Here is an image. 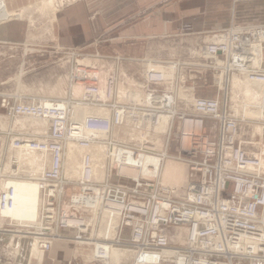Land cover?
Listing matches in <instances>:
<instances>
[{"label":"built area","instance_id":"built-area-1","mask_svg":"<svg viewBox=\"0 0 264 264\" xmlns=\"http://www.w3.org/2000/svg\"><path fill=\"white\" fill-rule=\"evenodd\" d=\"M262 43L264 26H232L177 56L95 55L92 63L72 52L67 99L0 94V264L18 262L19 242L42 255L73 244L89 252L84 264H113V249L130 252L129 264H264L263 162L241 132L254 121L250 110L264 124V71L255 61ZM224 72L222 102L190 86L208 88L213 79L219 87ZM77 109L89 113L77 119ZM123 129L144 136L117 138ZM21 149L40 158L38 172L21 170L11 153ZM169 161L186 167L183 187L163 182ZM23 181L35 182L38 205L32 221L19 222L2 214L15 206L14 182Z\"/></svg>","mask_w":264,"mask_h":264},{"label":"crops","instance_id":"crops-1","mask_svg":"<svg viewBox=\"0 0 264 264\" xmlns=\"http://www.w3.org/2000/svg\"><path fill=\"white\" fill-rule=\"evenodd\" d=\"M45 1L0 0L2 12L21 15L0 21V44L27 42L34 31L53 36L54 44L86 46L85 50L103 56L140 58L146 41L160 35L222 29L228 25L230 17L238 25H264V0H234L228 16H222L221 2L224 0H182L159 6H154L159 0H149L154 4L144 14H141V0H65L67 5H59L54 10L45 29L32 31L30 19L36 16L42 18L43 12H50L40 9ZM132 3L135 13L126 21V16L132 13L129 10L132 6L127 4ZM94 11L96 16L99 15L95 21L90 20L88 14ZM19 243L21 255L15 264H38L34 257L28 255L25 243ZM68 246L74 249L70 243H55L52 251L44 255L49 261L45 260L42 264H79L73 260L79 252L68 250Z\"/></svg>","mask_w":264,"mask_h":264},{"label":"rangeland","instance_id":"rangeland-1","mask_svg":"<svg viewBox=\"0 0 264 264\" xmlns=\"http://www.w3.org/2000/svg\"><path fill=\"white\" fill-rule=\"evenodd\" d=\"M70 1H74V0H69V2ZM180 1L182 0H159V2L156 3L154 6L156 5L159 6L160 4H165L166 2L177 3ZM221 3L223 8L222 16H228L230 14L231 8L234 5V0H224ZM153 4L154 3L151 4L149 0H141L140 3L141 11H142L141 14L146 13L148 11V8ZM59 5H62V7H64L67 4L65 3V0H61L58 3L56 2V5L55 7H53V9L47 10L50 12H46V13L43 12V14L40 13L42 18L36 16V18L30 19L31 21L30 26L32 27V31L34 29L35 30L45 29L46 24H48V20L51 17L50 15L52 14L53 17V12L54 10H56V8L59 7ZM127 5L129 7L132 6L129 9L132 10V13L129 16H126L125 18L126 21L128 19L127 17H132L135 13L133 12V3ZM209 6L213 7L214 4H210ZM88 14L90 20L95 21L99 17V15L96 16V11L90 12ZM232 26L255 27V26H264V25H238L235 24L232 17H230L228 25L223 27L222 29H217V30L205 29V31H198L191 33H177L171 35H160L155 38L154 37L149 38L146 41L147 45H145L144 54L140 58L125 57L122 55H116V56H120L122 58H125L126 60L144 59L149 55V53L153 55L156 54L157 52L165 53V54L169 52L172 53L174 56H177L182 53L181 47L187 46L189 51H192V49L197 48V46L200 45V42L202 44L203 40L205 42H208L212 40L213 36L216 33L229 29ZM198 35L201 37V39L198 42L191 40L197 37ZM52 40H53V36L43 34L42 32L39 34L33 31V34L29 36V40L27 42L14 43L11 45H5L2 43L0 44V94L12 96V97H22L25 100H31V99L43 100L47 96L49 99H67L66 94L68 91V69H69L67 67L68 64L67 61L69 60L68 53L70 54L72 52H79L80 54L83 55L82 56L83 58L89 59L90 60L89 62L92 63L97 61L95 55L99 57L103 56L101 54L92 53L88 49L85 50L84 48L86 46L72 47L62 44H54ZM99 40H103V38H99ZM170 46H171V50H170ZM261 47H264V43L261 44ZM98 48L100 49V47ZM263 55L262 56L260 54L257 55V53L255 52V61L256 59H259L258 62L260 60L262 61V59H264ZM125 64L128 66L129 63L125 62ZM259 71H264V68H260ZM223 74L225 75L224 82L223 84L219 85V87L214 86L212 84L213 79L211 80V85L208 86V88L195 84V81L194 82L190 81L189 83L190 86L194 87L196 95L211 97V98L218 96L220 102H222V94L223 95L225 94L226 85L229 81V77L226 78L225 72ZM59 84H61L60 88L64 92L63 96L58 97V96L49 95L50 92L55 90L56 86ZM216 87L219 89V94L217 93ZM248 117L255 118L253 116L252 117L248 116ZM250 118H246V119L252 121L254 120L253 123H251L250 125L241 126V129L242 127H244V129L241 131L242 137L245 142H254L255 145L251 151L258 152V154L256 155L262 157V161H263L264 124L255 123V120L257 119H250ZM1 119L2 118L0 115V123L3 124V121ZM253 127H255V130L253 129ZM258 129L261 130L258 131ZM1 136L2 135L0 130V137ZM174 163L180 164L183 167L184 175H185L186 167L179 162H174ZM262 171L264 172V165ZM165 184L172 185V183L170 184L165 183ZM180 185H178V187L184 186L183 183ZM68 250H74V249H72L71 246H68ZM78 252L79 254H81V259H78V261L80 260L79 264H84V262H87L90 259V255H88L89 252H85L81 250H79ZM130 260L131 259H128V261L125 262L124 260H122L120 264H129Z\"/></svg>","mask_w":264,"mask_h":264},{"label":"bare ground","instance_id":"bare-ground-1","mask_svg":"<svg viewBox=\"0 0 264 264\" xmlns=\"http://www.w3.org/2000/svg\"><path fill=\"white\" fill-rule=\"evenodd\" d=\"M61 0H47L44 3L41 4V10H48V9H53V7H55L56 2L58 3ZM63 2V1H62ZM3 7L1 5L0 2V21L2 20H9V18H19L21 17L20 14H10L8 12H2ZM4 11V10H3ZM258 54H260L261 56L264 54V47H257L255 50ZM264 56V55H263ZM259 58V57H258ZM257 60V59H256ZM259 60V59H258ZM261 61V60H260ZM262 65L261 68H264V59H262ZM260 69V68H259ZM61 84L57 85L55 90L51 91L49 95L52 96H58V97H62L64 92L63 90L60 88ZM247 91L249 93L250 89L247 88ZM73 96L77 97L78 95H80V90L77 88H74L72 90ZM46 95V94H45ZM120 95H123V92L121 91ZM184 96L183 93L180 94V96ZM137 100H139V98H136ZM45 100H49L48 96L45 97ZM89 113V111H87L86 109H77L74 113V116L77 119H81V117L84 116V114ZM247 114H249V116H253L255 118H259L261 117V114L259 111L257 110H250ZM21 126L24 128H28V127H32L35 129H39L40 127H42L43 125L41 123L38 122H29V121H21L20 122ZM257 129V128H256ZM261 129H258V131H260ZM128 130L127 129H123L121 132L116 133V137L120 138V139H124L127 140L129 137L130 138H141L144 136V133H140L137 135L134 134H128ZM260 133V132H259ZM261 134V133H260ZM128 135V136H127ZM101 149L97 148L96 152L94 153L97 161L99 162L98 165L100 166V168H102V165L104 164V159L100 154ZM12 156H14L18 161H19V166L21 168V170H25L26 172L28 171L31 174H34L36 172H38V168L41 165V161L40 158L31 153L30 151H26V150H19V151H15V152H11ZM76 155H74L73 153V149L70 147L69 148V153H68V174L70 177H72L74 175V173H76L77 171V163L76 165H74V159H76L75 157ZM262 158V157H261ZM77 161V160H75ZM263 165H264V159H263ZM99 168V169H100ZM102 170V169H101ZM102 176V171H100L98 178H100ZM184 170L183 167L180 164H176L174 162H167L165 168L162 171V180L164 183H172V186L174 184L175 185H180V184H184ZM177 185V187H178ZM182 186V185H180ZM179 186V187H180ZM14 188H15V206L12 210L9 211H5L2 215L6 218H10L11 220H16L19 222L22 221H32L37 213V205H38V193H37V188H36V184L34 181H23V182H14ZM75 200L77 202H79L78 198H75ZM28 255H30V257H34L37 260L38 264H42L44 263L46 259V257L44 255H42L40 252H38L34 247H31V249L28 250ZM88 257V256H87ZM131 253L128 252L127 250H119V249H113L112 250V255H111V260L113 264H120V262L122 260L128 261V259H131Z\"/></svg>","mask_w":264,"mask_h":264}]
</instances>
